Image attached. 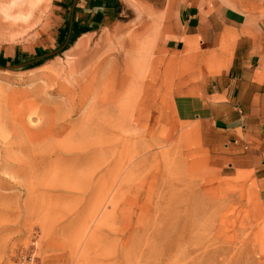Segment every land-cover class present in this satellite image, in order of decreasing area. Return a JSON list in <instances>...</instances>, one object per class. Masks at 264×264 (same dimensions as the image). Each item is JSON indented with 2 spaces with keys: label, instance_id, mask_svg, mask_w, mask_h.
Segmentation results:
<instances>
[{
  "label": "rangeland",
  "instance_id": "1",
  "mask_svg": "<svg viewBox=\"0 0 264 264\" xmlns=\"http://www.w3.org/2000/svg\"><path fill=\"white\" fill-rule=\"evenodd\" d=\"M49 1L0 0V43L39 45ZM129 7L130 30L0 71V264H264L256 185L217 167L176 121L149 33L128 58L134 77L94 105L119 44L154 22L142 3Z\"/></svg>",
  "mask_w": 264,
  "mask_h": 264
},
{
  "label": "crops",
  "instance_id": "2",
  "mask_svg": "<svg viewBox=\"0 0 264 264\" xmlns=\"http://www.w3.org/2000/svg\"><path fill=\"white\" fill-rule=\"evenodd\" d=\"M136 1L155 19L133 46H146L149 33L160 48V92L176 121L198 131L217 167L254 182L264 206V0H50L39 45L0 43V71L130 30L122 16Z\"/></svg>",
  "mask_w": 264,
  "mask_h": 264
},
{
  "label": "bare ground",
  "instance_id": "3",
  "mask_svg": "<svg viewBox=\"0 0 264 264\" xmlns=\"http://www.w3.org/2000/svg\"><path fill=\"white\" fill-rule=\"evenodd\" d=\"M88 38V37H87ZM89 40L87 39V40H83V41H80L79 42V44H78V46L79 47H83L87 42H88ZM120 46H121V49L123 50V51H121V55L120 54H116L115 56H113L114 57V59L112 60V62H111V66L108 68V69H106L105 71H106V75L104 76V81H102L101 83H103V88H102V91H101V93L100 92H98V93H96V95H95V103H94V105H96V106H98V105H108V104H110V103H113L114 101H115V92H114V86H116V85H120L121 83H123L124 82V80H125V78H128L129 77V70H130V68H129V64H127V61H128V58H129V56H131V54H133L132 53V51H133V43L132 42H125V41H123L121 44H119ZM124 49H126L127 51H125ZM77 53V52H76ZM75 53V55H81V54H84L83 52H81L80 54L79 53H77L76 54ZM81 57V56H80ZM118 57H120L121 58V60L118 58ZM132 57V56H131ZM134 57V56H133ZM133 57H132V59H133ZM112 59V58H111ZM116 59H119V60H116ZM80 62L78 63V61L76 62V64H75V67H78V68H83L86 64H87V62L85 61V60H83V59H81V60H79ZM133 61V60H132ZM110 62V61H109ZM117 62H121V65H123V68L125 67V71L123 72L125 75H123V74H121V72H119L117 69ZM130 63V62H129ZM134 64V63H133ZM132 64V65H133ZM99 66V64H95V66H94V70H93V73H91L90 75H88L87 77H85L86 79H87V83H89L90 85H93L94 83L96 84H99V81H100V78H102L101 77V75L99 74V72H100V69L101 68H99L98 67ZM139 67V66H138ZM146 67V66H145ZM102 70V69H101ZM131 71H133L132 69H131ZM105 73V72H104ZM130 79V78H129ZM126 81V80H125ZM94 84V85H95ZM122 86V85H121ZM83 87V86H82ZM91 88V87H90ZM90 91V90H89ZM68 95H71V94H69V93H67ZM72 96V95H71ZM69 98V97H68ZM71 99V98H70ZM73 101V100H72ZM82 101V100H81ZM90 101V100H89ZM68 102V101H67ZM92 102H93V100H92ZM109 113V112H108ZM101 114V113H100ZM103 114V113H102ZM107 114V113H106ZM104 118V117H103ZM115 118V117H114ZM11 119V118H10ZM88 122V121H87ZM13 126H14V124L13 123H11ZM87 124V123H86ZM104 124V123H103ZM105 125H106V123H105ZM108 125V124H107ZM7 126V125H6ZM5 126V127H6ZM17 126V125H16ZM18 127V126H17ZM8 128V127H7ZM21 129V128H20ZM64 129V128H63ZM63 129H61V130H63ZM6 130V129H5ZM9 130V129H8ZM99 130V129H98ZM3 130H1V132H2ZM23 131V130H22ZM3 132H5V131H3ZM93 132V131H92ZM47 133V132H46ZM51 133V135L52 136H56V135H61L62 134V131H60V130H58L57 132H50ZM3 134V133H2ZM1 133H0V135H2ZM25 135H27V134H25ZM43 135V134H42ZM3 136V135H2ZM79 136V135H78ZM29 137V136H28ZM71 137V136H70ZM17 138V137H16ZM25 138H26V136H25ZM31 139V138H30ZM5 140V139H4ZM7 141V140H6ZM2 143H3V141H2ZM4 143H5V141H4ZM14 143V142H13ZM28 143V142H27ZM29 144V143H28ZM32 144V143H31ZM30 144V145H31ZM36 144V143H35ZM38 144H40V143H38ZM37 144V145H38ZM29 145V146H30ZM33 145V144H32ZM36 145V146H37ZM55 146V145H54ZM9 147V146H8ZM32 150V149H31ZM52 152V151H51ZM35 154V153H34ZM55 157V156H54ZM15 159V158H14ZM4 162V161H3ZM8 162V161H7ZM13 164V163H12ZM16 164V163H15ZM10 165V164H9Z\"/></svg>",
  "mask_w": 264,
  "mask_h": 264
},
{
  "label": "built area",
  "instance_id": "4",
  "mask_svg": "<svg viewBox=\"0 0 264 264\" xmlns=\"http://www.w3.org/2000/svg\"><path fill=\"white\" fill-rule=\"evenodd\" d=\"M32 261V263L34 262L33 258L30 259V262ZM32 263H29V264H32Z\"/></svg>",
  "mask_w": 264,
  "mask_h": 264
}]
</instances>
